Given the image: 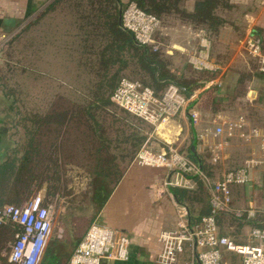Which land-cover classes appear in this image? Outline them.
I'll return each mask as SVG.
<instances>
[{"label": "trees", "instance_id": "obj_1", "mask_svg": "<svg viewBox=\"0 0 264 264\" xmlns=\"http://www.w3.org/2000/svg\"><path fill=\"white\" fill-rule=\"evenodd\" d=\"M129 1L159 21L173 17L200 30L211 41V46L220 28L235 21L229 22L224 14L237 7L230 0H194L192 9H188L186 0ZM64 6L74 15L76 39L73 42L80 49L76 65L81 67L87 81L79 87L71 84L65 90L52 93L39 107H28L19 97L20 89L16 86L11 89L2 83L4 95L10 99L3 108L2 122L11 145L0 159V206H18L42 189V204L56 205L58 198L64 197L60 205L67 215L72 209H86L88 204L99 208L152 129L111 101L119 79L136 80L157 94L169 84H175L189 97L216 77L214 71L193 70L182 58L181 64L175 65L172 55L163 47L154 49L153 45L138 43L121 25L122 0H51L13 40L21 39L23 33L42 18L55 15L58 10L61 13ZM250 33L260 38L264 49V29L252 27ZM155 40L165 43L167 36L156 37L155 34ZM2 49L0 62L6 54L5 48ZM72 52L71 49L70 54ZM15 64L20 72L29 69L19 58ZM180 152L212 179V165L205 159L209 154L196 156L182 149ZM74 176L78 180L75 183ZM186 176L195 181L193 189L174 186L170 191L176 202L186 207L190 224H196L202 216L211 213L210 193L199 175ZM80 182L84 184L82 188ZM216 221L223 235L230 234L228 223L236 221L240 226L251 223L264 228V216L250 219L231 211L218 212ZM18 231V224L10 220L0 222V253L9 249ZM56 244L57 239L53 237L40 264H67L69 256L54 253Z\"/></svg>", "mask_w": 264, "mask_h": 264}, {"label": "rangeland", "instance_id": "obj_2", "mask_svg": "<svg viewBox=\"0 0 264 264\" xmlns=\"http://www.w3.org/2000/svg\"><path fill=\"white\" fill-rule=\"evenodd\" d=\"M23 1L24 0H0V14H3L1 16H7L5 19L16 17V19H18V23H7L5 25L7 26V29L3 30L7 40L3 46L5 48L4 53L6 52V54L2 62H0V127L4 129L5 127L2 120L5 117V110L3 108L9 104L10 99L4 95L2 83L5 82V84L11 89L15 88V86L17 89H20L21 92L19 97L22 99L23 103H27L28 107H39L49 99L52 93L65 90L66 87H71V84L79 87L81 83L83 84L87 81V79L84 78L85 73L82 71L81 67L78 68L76 65V60L80 56V49L79 46L77 48L75 42H73L76 39L74 38L75 27L72 18L74 15L68 10L67 6H64L65 8L61 13L58 10L55 15L46 16L45 19L42 18L40 22L32 25L23 33L21 39L13 40V38L16 37L24 27L35 20L44 8L43 5H41L36 11L28 14H21V17H18V15L14 13L16 10L15 3L20 2L24 7L25 5L22 3ZM128 1L129 0H122V8ZM187 1L188 0H186L185 3H187ZM230 2L232 1L230 0ZM242 10H244L242 6H237L235 9L229 10L224 14V18L229 22L235 20L233 24H230L233 26L234 30L231 34L230 32L224 33L222 44L221 42H217L219 34L214 42H212V46L211 41L208 39L210 42L208 60H205L203 57L204 47L202 46L201 41L203 37H206L200 32V30L192 29L190 26H188V30H185L182 26L186 24L179 22L173 17L164 22L160 21L161 23L159 29L156 31V37H158V35L160 37L163 35L167 36V40L165 41L167 47L164 48L168 54L172 55V61L175 65H180V60L184 59L193 70L205 69L214 71L218 76L221 71L225 73L227 70L240 71L244 69L243 66L246 60L248 64H250L251 71H257L260 74H264V72L259 71L256 59L250 56L244 48L245 39L248 36L246 33L248 23L245 15L248 13L244 14L242 13ZM235 27H238V29L236 30ZM225 44L227 45L225 46ZM71 49L73 50L72 54H70ZM2 50L3 49L1 48V52H3ZM8 53H11L12 55L8 57ZM235 54L236 56H234ZM18 58L21 61H24L29 68L25 73L18 71L15 64V61ZM205 66L209 67L206 68ZM240 73L239 81L245 86L251 79L252 73L247 74L243 71ZM16 82L19 85H16ZM251 91H254V95L250 94ZM240 93L241 92L237 94L240 99L237 100L236 98H232L227 100V102H223L222 109L218 108V112H214L216 115L213 114L212 116H207V124L209 126L212 124L213 127L204 128V130L208 129V131L213 134L214 127L218 124H222L224 131L220 135L222 139V141L219 142L220 144H215V146L221 145V147L218 149H215L214 147L212 151L203 150V153H206L207 155L209 154L207 157L210 158V161L207 162L212 165L213 181H221L228 171L235 169L238 166H249V175L246 183H229V203L227 207L230 208L233 213L240 212L241 215L246 216V218H248L247 215L249 214L251 215L249 217L250 219H259L264 216V188H262L264 165H262L260 169L259 166L256 168V164L258 163L257 160H261L262 158L257 156L259 154L256 149V143L258 145V151L261 152L260 154H264V137H254L248 139L246 143H241L239 142L240 139L238 135L240 132L236 130L237 127L229 129L228 125L236 123L242 117L243 120H247L250 125L257 129L260 135L263 134L264 136V89L262 90V88H260L257 92L255 89L251 88L247 93V97L250 100L246 98L245 94L241 96L242 94ZM241 97H243V99H241ZM193 99H190V101L186 103V106H188ZM191 119L193 120L192 116ZM198 120L199 115L197 117V122ZM147 125L152 127L149 132V144L152 147L156 149H164L169 143L179 149H186L188 145L187 142L178 145V142L184 133L181 129V126H183L182 117L176 116L175 118L164 122L161 126L160 124L153 126L149 123H147ZM175 126L178 128L176 134V130L174 129ZM165 130L172 131L174 138L167 143L164 141L165 139L162 138V135L168 132ZM229 132L230 135H228ZM210 136L212 137V135ZM217 137L218 136H216V138ZM258 140L259 142H257ZM173 141L175 143H173ZM214 142L216 143L217 141ZM228 148L239 150L232 151L230 156H228V159L222 161L220 158V152L222 153L223 150L225 151ZM213 158L217 159L214 160ZM263 159L264 158H262V160ZM251 170H254L255 173H252ZM76 178L77 177L74 176V183L75 181H78ZM83 185L84 184L81 183L80 188H82ZM79 190L82 192L85 191L83 189ZM37 193L42 195L43 190H37ZM64 200V197H60L58 198L56 205L53 203L54 219L43 253H45L44 251L52 237L56 236L61 240L66 234L59 221L60 213L58 211L62 208L60 204L61 202L63 203ZM89 211L90 210L85 209L83 212L77 214L78 218L84 220V222L80 223L82 226L81 233H84L93 221ZM225 223L227 225V222ZM228 225L227 232L230 233L228 236L233 238L237 243H246L251 229L254 228L251 223H243V225L240 226L237 221L230 224L228 223ZM123 233L126 234V232ZM8 251L9 249L0 253V258H3V260L0 259V264H7ZM43 253L39 262L43 258ZM65 259L66 258H63V260ZM225 259L235 263L237 261V258L231 254H227ZM39 262L38 264H40Z\"/></svg>", "mask_w": 264, "mask_h": 264}, {"label": "built area", "instance_id": "obj_3", "mask_svg": "<svg viewBox=\"0 0 264 264\" xmlns=\"http://www.w3.org/2000/svg\"><path fill=\"white\" fill-rule=\"evenodd\" d=\"M120 22L124 29L133 34L138 43L153 45L154 49L167 47L165 43L155 40L156 31L160 27L159 19L139 8L135 2H126L121 10ZM6 40L0 26V56ZM201 41L204 47L203 57L208 60L210 42L204 37ZM244 48L256 59L259 71L264 72V49L260 38L249 33ZM195 96L193 93L185 97L175 84H169L163 92L157 94L136 80L122 77L110 99L115 105L144 122L161 126L175 118ZM190 116L196 121L198 114L196 111H190ZM228 126L231 129L238 125L233 123ZM223 131L222 124H218L214 127L213 133L220 135ZM220 147L221 145L215 146V149ZM133 162L174 172L176 177L165 182V186L193 188L195 184L186 174H195L199 175L210 188L211 213L202 216L196 224H190L186 207L177 205L175 228L162 230L158 235L160 243V251L156 257L158 264H264V228H252L248 241L237 243L230 236L220 233L216 221L218 212L231 211L227 207L229 183H246L249 175L248 165L228 171L221 181H213L201 172L193 160L180 152L179 148L168 143L164 149H156L149 144V138L141 145ZM234 214L242 216L240 212ZM53 216V205H43L40 193L18 206L12 204L0 206V222L10 220L20 226L15 241L9 246L7 260L10 263L38 264L51 232ZM250 216L247 215L248 218ZM129 244L130 239L126 234L93 221L75 246L68 264H114L117 261H126L129 256ZM227 254L236 257V263L227 261L225 259Z\"/></svg>", "mask_w": 264, "mask_h": 264}, {"label": "crops", "instance_id": "obj_4", "mask_svg": "<svg viewBox=\"0 0 264 264\" xmlns=\"http://www.w3.org/2000/svg\"><path fill=\"white\" fill-rule=\"evenodd\" d=\"M50 1L51 0H24L22 2L25 5L24 7L20 2L15 3L16 10L14 13L18 15V17H21V14L32 13L41 5L44 7L46 3ZM231 1L239 7L242 6L244 9L242 13H248L245 15L248 23L247 35L250 33L252 27L264 29L263 0ZM193 3L194 0L187 1L186 4L188 9H192ZM1 15L3 14H0V26L2 30L7 29V26H5L7 23H18L16 16V18L5 19L7 16L3 17ZM182 27L188 30V25H183ZM233 30L232 25L221 27L217 42H221L222 44L224 33L230 32L231 34ZM226 45L227 44H225V46ZM234 56H236V54ZM243 67L244 69L240 71L227 70L225 73L221 71L218 76L216 75L217 77L195 90L193 93H195L196 96L193 101L177 115V117H182L183 119V126H181V129L184 132L178 145L187 142L188 145L186 149H184L185 152L186 150H190V152L198 156L200 153H203V150L212 151L215 144H218L222 139L220 136L221 134L214 135V133L212 134L208 129L204 130V128L213 127L212 124L210 126L207 124V116H212L218 112V108L222 109L223 102H227V100L232 98H236L237 100L240 99V97H238L239 95L237 96L239 92H241V96L245 94L248 99L247 93L251 88L255 89L257 92L260 88H262V90L264 89V74L251 71L250 64H248L246 60ZM241 71L247 74L252 73L251 79L245 86L239 81ZM241 99H243V97H241ZM193 110L199 115L198 122L197 120L195 122L191 119L190 111ZM235 124L238 125V129L236 128V130L240 132L238 136L240 139L239 142L241 143H246L248 139L254 137H264L263 134L260 135L259 131L250 125L247 120H243L242 117ZM177 126L174 127L176 130L175 134L178 132ZM165 131L168 132L162 133V138L165 139L164 141L166 143L172 141V139H174L172 131ZM5 134V129L0 127V159L11 145V142ZM210 135H212V137ZM216 136L218 137L216 138ZM214 141L217 142L215 143ZM257 142H259V140ZM173 143L175 142L173 141ZM256 146L259 154L257 156L264 158V154L262 153V155L260 154L261 152L258 151L257 143ZM237 150L239 149L235 150L234 148H228L225 150L226 152L223 150L222 153L220 152L221 160H227L231 152ZM262 158L261 160H257L258 163L256 164V168L259 166L260 169V167L264 165V159L262 160ZM205 159L210 161L208 157ZM251 172L255 173L254 170H251ZM175 177L176 174L168 169L142 166L131 161L124 170L118 183L113 187L111 193L99 208L96 207L94 209L91 208L89 204L86 205L85 208L90 210L89 212L93 221L108 226L116 231L126 232V235L130 239L128 260L117 261L114 262V264H158L156 262L157 254L160 251L158 235L162 230L174 229L177 224L176 209L179 204L170 191V188L174 187V185H164L165 182ZM193 182L195 184V181ZM177 187L185 188L184 186ZM206 187L210 193V188L207 184ZM84 210L85 209H72L70 215L64 212L65 209L63 207L58 210L60 213L59 221L66 234L61 240L54 236L57 239V244L53 249L55 254L63 256H70L72 254L75 246L85 233H81L82 226L80 225L84 220L77 216V214Z\"/></svg>", "mask_w": 264, "mask_h": 264}, {"label": "water", "instance_id": "obj_5", "mask_svg": "<svg viewBox=\"0 0 264 264\" xmlns=\"http://www.w3.org/2000/svg\"><path fill=\"white\" fill-rule=\"evenodd\" d=\"M250 94H251V95H254V91H251Z\"/></svg>", "mask_w": 264, "mask_h": 264}]
</instances>
